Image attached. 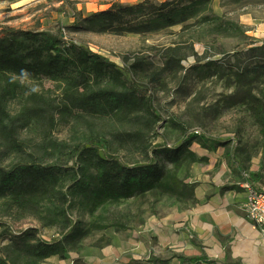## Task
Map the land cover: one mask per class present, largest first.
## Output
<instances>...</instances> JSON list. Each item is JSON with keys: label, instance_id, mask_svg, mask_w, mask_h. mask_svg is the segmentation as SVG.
<instances>
[{"label": "trees", "instance_id": "16d2710c", "mask_svg": "<svg viewBox=\"0 0 264 264\" xmlns=\"http://www.w3.org/2000/svg\"><path fill=\"white\" fill-rule=\"evenodd\" d=\"M213 2L117 3L89 17L79 16L76 23L96 34L123 36L184 27L194 19V25L211 35L244 36L245 28L214 14ZM244 57L250 61L245 63ZM184 59L181 46L167 48L162 71L180 72ZM142 60L121 67L83 45L66 42L62 33L10 28L0 36V264H41L54 256L65 259L87 234L80 222L72 220L75 208L93 212L107 203L151 193L180 204L196 202L198 184L178 173L183 161L188 165L204 161L191 145L197 140L215 149L227 142L189 132L178 123L181 143L173 147L160 141L162 117L148 89L134 79ZM220 65L210 61L206 68L216 74L229 71L238 87L235 101L248 107L264 140V43L238 52L232 68ZM23 79L54 82L60 94L32 91L22 96L19 110L13 113L10 106L25 88ZM59 125L69 126L68 140L55 138ZM25 132L31 136L25 137ZM167 164L172 168L167 169ZM246 181L253 184L254 178ZM28 218L43 228H56L61 239L43 241L36 227L12 232L4 221ZM151 262L167 264L159 258Z\"/></svg>", "mask_w": 264, "mask_h": 264}, {"label": "rangeland", "instance_id": "374dc122", "mask_svg": "<svg viewBox=\"0 0 264 264\" xmlns=\"http://www.w3.org/2000/svg\"><path fill=\"white\" fill-rule=\"evenodd\" d=\"M144 1L0 0V36L10 28L62 33L66 42L83 45L121 67L132 64L138 58L143 59L141 70L137 71L134 79L148 89L156 112L162 117L158 127V132L162 134L160 141L165 140L169 146H178L183 137L176 126L178 123L189 132L227 142L226 146L212 149L211 143L205 147L195 140L190 149L196 154L209 151L208 157H200L204 161L190 165L188 161H183L179 176L199 185L200 180L209 174V178L217 184L230 186L243 182L247 175L254 178L253 184L264 185V140L260 129L248 107L235 101L233 94L238 87L232 83L230 74H227L229 71L216 74L209 73L206 68L210 61L220 62L225 69L232 68L238 52L248 45L264 43V0H214L212 3L214 14L224 22L231 20L245 28L244 36L211 35L208 29L194 25V19L184 27L180 25L158 33L123 36L96 34L87 30L85 24L76 23L79 16L89 17L104 5H135ZM150 1L159 6L163 2L176 3L181 0ZM180 46L185 58L183 70L178 73L163 72L165 50ZM244 61L248 63L250 59L244 57ZM159 72V79L154 81V76L157 78ZM22 83L25 88L19 99L10 106L13 113L19 110L22 96L32 91L49 90L53 97L60 94L54 82L23 79ZM24 136H31V133L25 132ZM54 136L59 140H68L69 126L59 125ZM233 149H237V153H233ZM210 159H213L214 165L206 173L203 168L208 167ZM237 162L245 164L246 169ZM170 168L172 165L167 164V169ZM224 168L230 171L229 175L223 174ZM197 203L198 200L180 204L170 197L151 193L119 204L107 203L93 212L85 213L75 208L71 212L72 220L74 223L80 222L87 234L78 245L70 248L65 259L56 256L41 264H154L151 262L154 258L167 260V264H206L201 257L190 256L192 250H185L182 242L177 246L175 239V247H172L166 238L175 232L171 231L174 215L191 210ZM243 209L245 218L250 222L244 206ZM4 221L7 222L6 228L12 232L36 227L43 241L61 239L56 228H43L32 218ZM184 226L185 234L178 229V235L186 236L194 250L202 251L195 233L189 230L187 224Z\"/></svg>", "mask_w": 264, "mask_h": 264}, {"label": "crops", "instance_id": "0c3cea01", "mask_svg": "<svg viewBox=\"0 0 264 264\" xmlns=\"http://www.w3.org/2000/svg\"><path fill=\"white\" fill-rule=\"evenodd\" d=\"M111 6L104 5L98 11L107 10ZM208 152L197 155L208 157ZM209 163L208 167L203 168L206 173L212 169L213 159ZM222 172L225 176L230 174L226 168ZM209 177V174L204 176L196 189L198 203L191 210L174 215L171 231L177 234L170 233V237H166L168 242L172 247L180 246L182 242L185 250H192L190 256L201 257V261L206 264H264V236L245 218L243 209L246 177L243 182L230 185L235 186V189L229 190L224 189L227 186L217 184ZM185 224L197 236L202 251L197 252L189 244L190 241L186 240V236L178 235V229L183 230Z\"/></svg>", "mask_w": 264, "mask_h": 264}, {"label": "built area", "instance_id": "2783aa9c", "mask_svg": "<svg viewBox=\"0 0 264 264\" xmlns=\"http://www.w3.org/2000/svg\"><path fill=\"white\" fill-rule=\"evenodd\" d=\"M246 177H248L246 175ZM245 211L253 227L264 236V185L252 184L246 181Z\"/></svg>", "mask_w": 264, "mask_h": 264}]
</instances>
